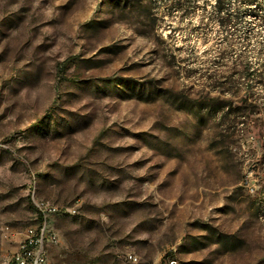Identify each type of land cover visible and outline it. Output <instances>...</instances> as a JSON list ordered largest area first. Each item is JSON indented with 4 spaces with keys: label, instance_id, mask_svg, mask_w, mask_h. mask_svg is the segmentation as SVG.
<instances>
[{
    "label": "rangeland",
    "instance_id": "374dc122",
    "mask_svg": "<svg viewBox=\"0 0 264 264\" xmlns=\"http://www.w3.org/2000/svg\"><path fill=\"white\" fill-rule=\"evenodd\" d=\"M259 1L0 0V264H264Z\"/></svg>",
    "mask_w": 264,
    "mask_h": 264
},
{
    "label": "built area",
    "instance_id": "2783aa9c",
    "mask_svg": "<svg viewBox=\"0 0 264 264\" xmlns=\"http://www.w3.org/2000/svg\"><path fill=\"white\" fill-rule=\"evenodd\" d=\"M36 206L41 213L42 221L25 231L24 239L17 252L12 256L13 264H47L48 247L58 242L57 233L50 228L46 219V213H56L58 208L49 203H36ZM129 257L136 260V257ZM172 262L177 263L173 259Z\"/></svg>",
    "mask_w": 264,
    "mask_h": 264
},
{
    "label": "trees",
    "instance_id": "16d2710c",
    "mask_svg": "<svg viewBox=\"0 0 264 264\" xmlns=\"http://www.w3.org/2000/svg\"><path fill=\"white\" fill-rule=\"evenodd\" d=\"M225 1L226 0H218V10L219 11L226 10L225 9L226 8L225 6H227V4L225 5ZM247 2H254L256 6L261 5V3H260L259 0H244V3H247ZM39 220L42 221V216L41 215L39 216Z\"/></svg>",
    "mask_w": 264,
    "mask_h": 264
},
{
    "label": "bare ground",
    "instance_id": "6f19581e",
    "mask_svg": "<svg viewBox=\"0 0 264 264\" xmlns=\"http://www.w3.org/2000/svg\"><path fill=\"white\" fill-rule=\"evenodd\" d=\"M168 264H176L175 262H172V259L168 260Z\"/></svg>",
    "mask_w": 264,
    "mask_h": 264
}]
</instances>
